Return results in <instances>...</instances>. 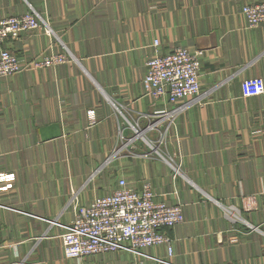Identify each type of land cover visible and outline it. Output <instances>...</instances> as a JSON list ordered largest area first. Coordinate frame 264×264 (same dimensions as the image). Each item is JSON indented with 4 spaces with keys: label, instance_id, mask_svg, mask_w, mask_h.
I'll return each instance as SVG.
<instances>
[{
    "label": "crops",
    "instance_id": "crops-1",
    "mask_svg": "<svg viewBox=\"0 0 264 264\" xmlns=\"http://www.w3.org/2000/svg\"><path fill=\"white\" fill-rule=\"evenodd\" d=\"M250 1L0 0V18L35 10L51 30L0 44L23 66L0 77V264H264V94L242 92L264 79ZM155 40L161 53L204 49L198 95L146 93ZM57 53L68 60L42 63ZM120 178L183 205L184 221L163 228L173 255L66 257L62 224Z\"/></svg>",
    "mask_w": 264,
    "mask_h": 264
},
{
    "label": "built area",
    "instance_id": "built-area-1",
    "mask_svg": "<svg viewBox=\"0 0 264 264\" xmlns=\"http://www.w3.org/2000/svg\"><path fill=\"white\" fill-rule=\"evenodd\" d=\"M242 12L250 26L264 23V0L246 3ZM44 23L35 10L2 17L0 44L19 38L23 31L42 26L51 33ZM154 44L157 45L156 52L145 63L143 84L146 93L155 98L167 97L173 103L198 95L201 91L200 69L204 49L178 45L171 51L161 53L158 48L160 41L155 40ZM67 60L66 54L57 53L42 63ZM22 70L18 56L10 49L2 48L0 77L14 75ZM242 92L245 96L264 94V79L261 76L245 78L242 81ZM161 115L172 121L176 111H167ZM156 196L150 180H145L141 188H135L129 185L126 178H120L117 187L110 193L95 197L88 204L77 205L74 219L62 224L64 231L61 239L66 257L79 259L97 253L124 250L137 256L155 258L145 252V248L162 244L173 255V240L162 229L184 221L183 205L170 204L158 200ZM233 210L234 207H226V215L232 219L239 218L240 215L236 212L233 214Z\"/></svg>",
    "mask_w": 264,
    "mask_h": 264
},
{
    "label": "rangeland",
    "instance_id": "rangeland-1",
    "mask_svg": "<svg viewBox=\"0 0 264 264\" xmlns=\"http://www.w3.org/2000/svg\"><path fill=\"white\" fill-rule=\"evenodd\" d=\"M3 176V178L6 176V177H9L10 175H6V174H1ZM2 178V179H3Z\"/></svg>",
    "mask_w": 264,
    "mask_h": 264
},
{
    "label": "trees",
    "instance_id": "trees-1",
    "mask_svg": "<svg viewBox=\"0 0 264 264\" xmlns=\"http://www.w3.org/2000/svg\"><path fill=\"white\" fill-rule=\"evenodd\" d=\"M163 230V229H162Z\"/></svg>",
    "mask_w": 264,
    "mask_h": 264
}]
</instances>
